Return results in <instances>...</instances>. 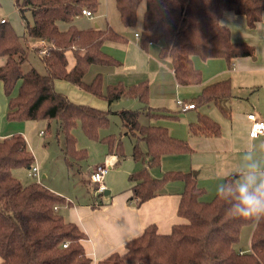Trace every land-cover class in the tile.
I'll list each match as a JSON object with an SVG mask.
<instances>
[{
    "label": "trees",
    "instance_id": "trees-1",
    "mask_svg": "<svg viewBox=\"0 0 264 264\" xmlns=\"http://www.w3.org/2000/svg\"><path fill=\"white\" fill-rule=\"evenodd\" d=\"M143 1L146 5L140 41L144 46L164 42L160 54L172 60L180 84L203 81L202 71L194 64L195 55L205 60L224 58L233 66L238 57L256 54L254 45L232 40L231 30L222 23V17L226 11H234L244 15L249 27L254 28L263 19L264 0H115L126 27L137 26ZM16 4L26 20L24 36L0 18V56L6 59L0 65V79L10 95L9 118L56 119L64 133L63 152L68 167L88 156L85 149L77 147L73 129L78 124L90 138L105 142L110 153L124 156L117 135L102 136L100 132L110 124V110L75 103L56 90L55 81L69 80L110 102L127 95L146 102L150 91L147 82L130 87L118 83L105 88L101 73L89 83L84 80L92 64H120L103 50V45L106 41H125L126 37L111 25L84 29L76 25L75 20L83 15L84 8L93 13L99 10V0H16ZM28 10L32 13L31 21L26 18ZM60 22L69 27L62 29ZM28 37L50 44L48 55L41 57L46 74L36 68L23 69L28 58L24 40ZM18 83V93L12 96ZM229 95L231 82L224 80L207 85L195 100L205 104ZM142 113L143 109L118 113L137 137L134 159L148 163L129 177L133 198L140 205L160 194L168 182L183 180L185 187L178 211L188 221L175 224L170 233H160L155 224H150L141 235L126 243L125 252H114L97 264H264V223L253 227L251 221L231 217L228 205L217 195L211 201L202 200L206 190L191 172L173 170L161 177L152 175L150 168L161 165L164 154L191 152L192 147L172 136L165 126L143 124ZM190 130L204 135L221 133L219 123L205 114ZM141 141L146 142V150ZM33 160L22 134L0 138V264H90L92 259L83 242L86 233L56 209L72 203L40 182L24 185L14 176L13 168L29 167ZM247 224L252 226L250 246L241 248L240 235Z\"/></svg>",
    "mask_w": 264,
    "mask_h": 264
},
{
    "label": "crops",
    "instance_id": "crops-1",
    "mask_svg": "<svg viewBox=\"0 0 264 264\" xmlns=\"http://www.w3.org/2000/svg\"><path fill=\"white\" fill-rule=\"evenodd\" d=\"M93 18L94 16L81 15L76 18L75 23L82 29L96 24L103 28L111 25L108 20V24L91 25ZM222 23L230 28L233 41H246L254 45L256 54L238 57L233 66H229L224 58L205 60L198 55L193 56L195 66L203 73V81L199 84L184 85L177 81L172 60L160 54L163 41L152 42L147 46L141 43V22L139 29L134 32L128 31V27L123 25L124 29L118 32L126 37L125 41L104 43L103 50L118 59L120 64H92L84 80L89 83L101 73L105 88L118 83L130 87L147 82L150 91L146 102L130 95L110 102L66 79H56L55 88L75 103L110 110L109 116L124 109H143L140 117L143 124L165 126L172 136L185 140L192 147L191 152L164 154L161 165L150 168L152 175L161 177L165 172L173 170L191 172L197 178L199 186L206 190L201 199L211 201L216 196L220 178L235 173L247 152H253L257 158L264 159V137H251L252 121L248 118L251 112L264 117V15L257 26L251 28L244 15L226 11ZM68 27L67 23L61 26L62 29ZM111 27L114 28L112 25ZM41 43L42 40L34 39V45ZM224 80L231 82V95L218 97L205 104L196 102L195 98L207 85ZM179 99L197 105L195 108H185L179 104ZM121 101L124 102L122 106L113 110ZM202 114L219 123L220 134L191 132V125ZM127 130L134 138V147L137 137L128 128ZM108 134L117 135L125 155L110 153L108 150L105 158L92 160L86 182L91 185L94 196L82 200L77 197L75 200L64 195L72 204L66 203L57 208L58 212L76 222L86 233L87 238L83 242L92 259L90 264H97L114 252H125L126 243L141 235L150 224H155L160 233H170L175 224L188 221L178 211L185 187L183 180L168 182L160 194L138 205L133 198V182L129 177L131 173L148 166V163L134 159L133 147L130 151L124 148L122 135L101 132L102 136ZM140 144L143 150L147 149L145 141ZM97 160L107 161L111 164L110 171L114 169L122 177L120 181L112 177L109 171L104 179L106 190L102 193L97 191L98 184L90 179L92 163ZM80 161L73 167L81 171Z\"/></svg>",
    "mask_w": 264,
    "mask_h": 264
},
{
    "label": "rangeland",
    "instance_id": "rangeland-1",
    "mask_svg": "<svg viewBox=\"0 0 264 264\" xmlns=\"http://www.w3.org/2000/svg\"><path fill=\"white\" fill-rule=\"evenodd\" d=\"M99 10L94 13V18L90 21L91 25L95 23L106 24L107 20L117 31L124 29V24L119 18V11L117 9L115 0H99ZM146 2L143 1L138 9V24L136 27L129 28L128 31H133L138 28V25L143 20V14L145 10ZM26 18L31 21V11H26ZM4 17L9 24L15 29L20 36L25 35V23L26 20L17 7L16 0H0V18ZM65 22H60V26ZM108 24V23H107ZM43 41V40H42ZM45 41V44H43ZM40 45H34V38L28 37L24 40V45L28 49V58L23 63L24 71H28L31 68H36L40 73L46 74L47 69L42 60V56L48 55L42 54L41 49L44 45L50 47L48 41L44 40ZM39 48V50H37ZM49 50V49H48ZM5 57L0 56V65L5 62ZM19 83L11 91V95L15 96L18 93ZM9 94L6 90L3 80L0 79V138L12 136L15 133L22 134L28 143V146L34 156L33 163L29 167L17 166L13 168L12 172L24 185H28L32 182H40L55 192L59 191V194L67 196L69 198L77 197L78 200L85 199L86 197L92 198L94 191L91 189V185L86 182L89 176V164L92 160L97 158H105L108 152V145L101 141L90 138L82 126L78 124L73 129V134L77 140V147L85 149L87 151V158L80 161L81 171L77 167H68L64 159L63 149L64 133L60 127L59 122L56 119L51 121L46 119H11L8 116L9 111ZM126 101V99L124 100ZM132 101V100H131ZM124 102L114 106L112 109L116 110L122 106ZM134 109H137L134 107ZM111 122L108 127L102 128V133H116L122 135L123 146L126 150L130 151L133 147L134 138L127 131V127L123 125L122 118L117 111L111 113ZM129 132L133 133L129 130ZM43 133V134H41ZM105 160H97L93 163L102 162ZM32 166H37L39 169V176L31 173ZM112 177L122 181L121 175L114 169L109 173ZM106 177V176H105ZM91 179V178H90ZM89 179V180H90ZM109 184V183H108ZM252 236V226L245 225L242 228L240 235V247L248 248L250 246ZM0 256V263H1Z\"/></svg>",
    "mask_w": 264,
    "mask_h": 264
},
{
    "label": "clouds",
    "instance_id": "clouds-1",
    "mask_svg": "<svg viewBox=\"0 0 264 264\" xmlns=\"http://www.w3.org/2000/svg\"><path fill=\"white\" fill-rule=\"evenodd\" d=\"M220 179L216 195L228 205V215L251 221L253 227L264 223V159L247 152L237 171Z\"/></svg>",
    "mask_w": 264,
    "mask_h": 264
},
{
    "label": "built area",
    "instance_id": "built-area-1",
    "mask_svg": "<svg viewBox=\"0 0 264 264\" xmlns=\"http://www.w3.org/2000/svg\"><path fill=\"white\" fill-rule=\"evenodd\" d=\"M83 15L87 16H93L94 13L91 12L89 9L84 8L83 9ZM2 22H6V19H1ZM137 36L139 34L137 33ZM44 41V40H43ZM42 41V42H43ZM45 44V41L44 43ZM49 48L44 45L41 49L42 54H47L49 52ZM179 104L182 105L185 108H195L196 104L193 102H185L183 99L178 100ZM248 118L252 121V127L250 129V135L251 137H259L263 136L264 137V117H260L256 112H251L248 114ZM31 168V173L40 179L41 177L39 176V169L37 166H32ZM111 164H109L107 161H102V162H97V163H92V172H91V181L94 183L98 184L97 191L98 192H104L106 190V185L104 183L105 176L108 174L110 171ZM58 206L56 207V209ZM67 245V243H65Z\"/></svg>",
    "mask_w": 264,
    "mask_h": 264
},
{
    "label": "water",
    "instance_id": "water-1",
    "mask_svg": "<svg viewBox=\"0 0 264 264\" xmlns=\"http://www.w3.org/2000/svg\"><path fill=\"white\" fill-rule=\"evenodd\" d=\"M96 26H98V24H96Z\"/></svg>",
    "mask_w": 264,
    "mask_h": 264
}]
</instances>
